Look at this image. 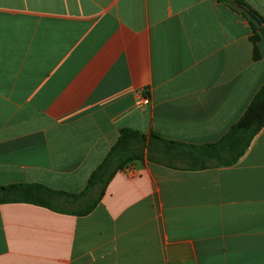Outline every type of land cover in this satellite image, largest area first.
I'll list each match as a JSON object with an SVG mask.
<instances>
[{
  "label": "crops",
  "instance_id": "1",
  "mask_svg": "<svg viewBox=\"0 0 264 264\" xmlns=\"http://www.w3.org/2000/svg\"><path fill=\"white\" fill-rule=\"evenodd\" d=\"M252 32L219 0H0V187L81 195L125 129L188 146L154 141L86 214L99 188L1 204L0 264H264V128L232 165L195 149L264 86Z\"/></svg>",
  "mask_w": 264,
  "mask_h": 264
},
{
  "label": "trees",
  "instance_id": "2",
  "mask_svg": "<svg viewBox=\"0 0 264 264\" xmlns=\"http://www.w3.org/2000/svg\"><path fill=\"white\" fill-rule=\"evenodd\" d=\"M239 11L250 23L252 27L251 41L254 45V59H261V51L258 44L264 34V26L259 27L256 23L250 20L247 15L241 11L238 6H245L255 15H257L262 23L263 19L252 10L246 3L241 0H219ZM264 128V86L255 96L251 105L245 112L244 116L230 129L229 133L218 143L211 144L205 148H195L198 155L206 159L223 160L225 165H232L245 154L253 139ZM154 141H159L168 149L176 147H188L183 144H178L172 141L162 139L158 134L153 133L149 137L142 135L136 131L125 129L120 133V138L117 144L111 149L105 161L93 173L87 190L81 195H70L68 193L56 192L47 189L41 185H11L0 187V205L6 202L22 201L34 202L42 205L56 207V201L60 196H67L72 199H79L91 193L95 188L100 189L99 196L96 200L88 204L87 209L80 213L86 214L91 211L92 206L98 202L103 195L107 184L118 170L123 169L129 162L140 160L144 156V150L150 151ZM193 148V147H191ZM194 149V150H195ZM223 153L232 154L231 158L223 159Z\"/></svg>",
  "mask_w": 264,
  "mask_h": 264
},
{
  "label": "water",
  "instance_id": "3",
  "mask_svg": "<svg viewBox=\"0 0 264 264\" xmlns=\"http://www.w3.org/2000/svg\"><path fill=\"white\" fill-rule=\"evenodd\" d=\"M228 2H232V0H226ZM238 8L243 11L247 17L252 20L254 23H256L259 27H261L263 25L261 19L255 15L252 11H250L248 8H246L245 6H241L239 5Z\"/></svg>",
  "mask_w": 264,
  "mask_h": 264
},
{
  "label": "built area",
  "instance_id": "4",
  "mask_svg": "<svg viewBox=\"0 0 264 264\" xmlns=\"http://www.w3.org/2000/svg\"><path fill=\"white\" fill-rule=\"evenodd\" d=\"M140 104L149 105V104H150V99H149L148 97L143 98V99L140 101Z\"/></svg>",
  "mask_w": 264,
  "mask_h": 264
}]
</instances>
